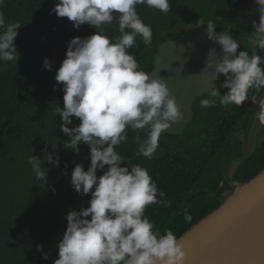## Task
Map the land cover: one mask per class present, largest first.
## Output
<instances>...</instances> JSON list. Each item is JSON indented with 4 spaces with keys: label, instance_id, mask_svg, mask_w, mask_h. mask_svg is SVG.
<instances>
[{
    "label": "trees",
    "instance_id": "trees-1",
    "mask_svg": "<svg viewBox=\"0 0 264 264\" xmlns=\"http://www.w3.org/2000/svg\"><path fill=\"white\" fill-rule=\"evenodd\" d=\"M56 2L4 0L0 6L6 25L18 22L21 26L14 41L19 53L16 64L0 60V264H53L58 259L57 245L67 228L66 215L88 207L91 199V194L81 196L71 186L75 165L82 164L85 171L90 166V149L83 143L78 146L79 153L63 147L69 138L58 127L61 118L55 106H59L63 85L57 84L55 75L66 58L68 42L75 37L87 38L99 30L86 24L76 30L67 18L50 14ZM221 2L222 8L188 13L185 0H170V12L166 14L144 4L136 5L140 19L152 29V43L146 46L137 36L138 46L128 49L129 54L135 57L141 70L149 73L157 46L166 39L177 38L186 23L202 16L206 22H213L216 30L231 26L241 51L251 55L249 38L254 31L253 22L259 23L255 0ZM118 29V20L114 19L111 25L103 26L102 34L116 42L121 35ZM256 54L264 57V50L257 47ZM45 58L54 62L51 71L43 66ZM225 92L227 89H222L221 95ZM209 97L210 94H205L196 101L194 120L182 135L160 137L174 142L160 145L153 159L136 155L140 141L129 134L126 142L116 146L126 164L147 168L158 191L165 193L164 199L170 206L153 204L145 211L153 230L161 235L171 230L179 238L231 193V189L220 187V183L231 163L241 156L243 142L240 139L232 145L227 142L239 124L247 125L255 105L246 101L240 107H225L217 97L215 107L202 108L201 100ZM60 107L63 108V103ZM78 124L79 120L73 118L69 127ZM46 154L54 159L58 156L59 167L44 163L48 183L42 186L27 161L31 155L43 159ZM263 169L264 137L252 145L235 178L246 182ZM102 174L97 171L98 178ZM198 184L208 196L199 200L203 204L196 214L187 215L191 217L187 219L185 214L192 204L184 209L186 199ZM37 245L42 246L49 259H42Z\"/></svg>",
    "mask_w": 264,
    "mask_h": 264
},
{
    "label": "clouds",
    "instance_id": "clouds-1",
    "mask_svg": "<svg viewBox=\"0 0 264 264\" xmlns=\"http://www.w3.org/2000/svg\"><path fill=\"white\" fill-rule=\"evenodd\" d=\"M4 0H0V6ZM144 4L161 13L170 12V0H58L51 13L67 18L79 30L88 25L96 31L87 37H75L68 42L65 59L55 75L62 84L63 108L56 107L61 118L60 130L69 138L63 145L79 153V145L90 149L87 171L76 164L71 174V186L81 196L91 194L89 206L80 211H69L67 228L60 239L58 259L53 264H186L187 255L171 230L161 235L145 216L148 206H170L165 193L158 191L147 168L125 162L115 149L127 141V130H143L146 138L139 143L136 155L153 159L160 147L161 134L183 119V114L171 96L166 83L151 79L141 70L128 49L136 45L140 36L146 46L152 43V29L139 17L136 5ZM259 23L249 43L253 52L237 50L238 40L226 33H217L215 24L206 25V37L220 46L222 59L214 67V81L224 77L220 88L213 87L210 97L200 102L202 108L216 105V98L225 107H240L246 101L256 106L254 120L264 126V57L256 48L264 50V0H255ZM118 14V15H114ZM118 20L120 37L111 42L103 35V26ZM21 28L18 22L5 24L0 11V60L17 62L19 53L14 45ZM129 29L130 31H126ZM216 48L208 50V57L216 55ZM43 61L45 70L52 64ZM207 68L213 64L206 63ZM55 90V87H54ZM73 118L79 120L75 127ZM139 140V137H137ZM55 149V148H54ZM47 153V149L44 150ZM36 180L45 186L47 169L44 163L59 167V157L46 154L43 159L31 155L27 161ZM126 165V166H122ZM105 166L107 170L104 171ZM103 174L98 178L97 171ZM67 175V173H64ZM161 199H157V197ZM90 218V219H89ZM191 219V217H186ZM36 250L42 259H49Z\"/></svg>",
    "mask_w": 264,
    "mask_h": 264
},
{
    "label": "water",
    "instance_id": "water-1",
    "mask_svg": "<svg viewBox=\"0 0 264 264\" xmlns=\"http://www.w3.org/2000/svg\"><path fill=\"white\" fill-rule=\"evenodd\" d=\"M206 24L202 16L189 21L177 38L161 42L153 55L150 78L166 83L183 114V119L161 137L182 135L193 122L196 101L224 79L222 75L213 79L222 53L219 45L207 39ZM216 32L232 36L230 27ZM213 47L216 55L208 57V50ZM239 51L240 48L237 54ZM209 61L212 68L206 67ZM255 111L256 106L253 114ZM253 114L242 154L227 173L232 193L178 238L187 255L186 264H264V169L246 182L235 178L252 147L258 125Z\"/></svg>",
    "mask_w": 264,
    "mask_h": 264
},
{
    "label": "rangeland",
    "instance_id": "rangeland-1",
    "mask_svg": "<svg viewBox=\"0 0 264 264\" xmlns=\"http://www.w3.org/2000/svg\"><path fill=\"white\" fill-rule=\"evenodd\" d=\"M185 1H186L185 7L187 8L186 10L188 13L195 12V11L205 12V10H212L214 8H222L221 6L223 4L221 2V0H185ZM223 81L224 80H222L217 85L218 86L217 89L218 90L220 89V91L223 89V88H220V85L223 83ZM60 92L61 93L58 96L59 97V101H58L59 107L63 103V95H64L63 91H60ZM53 118H55V117L53 116ZM55 120H56V118H55ZM59 121L60 122L58 124L59 125L58 127L60 128L61 120H59ZM244 131H245V127H244L243 123L239 124V126L233 132L232 138H230L229 142H227V145H232L236 139H242ZM62 134H64V133L62 132ZM127 134L133 136L136 139H137V137H139L140 142L146 138V133L143 130L133 131L131 129H128ZM260 140H261V138L257 142H259ZM173 142L174 141L172 139L162 138V139H160L159 144L160 145H167V144H171ZM227 182H228V179L223 180V182L221 183V186H225L226 184H228ZM193 191L195 194H197V196L191 198L188 202V205L185 206L184 209H188L190 207V205L192 204L191 208L188 210L187 214H185V217L187 215L189 216V215L196 214L200 205L203 204V200L199 201V200H201V199H199V196L204 195L206 193V190L202 188L201 184H198ZM231 193H232V189H231Z\"/></svg>",
    "mask_w": 264,
    "mask_h": 264
},
{
    "label": "flooded vegetation",
    "instance_id": "flooded-vegetation-1",
    "mask_svg": "<svg viewBox=\"0 0 264 264\" xmlns=\"http://www.w3.org/2000/svg\"><path fill=\"white\" fill-rule=\"evenodd\" d=\"M208 23V22H207ZM227 27H230V29H231V26H227ZM226 27V28H227ZM231 34H232V36H234L235 37V39L237 40V36L236 35H233V33H232V29H231ZM239 42V41H238ZM240 44V43H239ZM241 46V45H240ZM240 51H241V47H240ZM224 80V79H223ZM222 81V80H221ZM220 81V82H221ZM220 82H218L217 84H216V87L215 88H218V84L220 83ZM220 91V90H219ZM220 93H221V91H220ZM207 94H210V92L209 93H207ZM196 104V103H195ZM195 106V105H194ZM194 108V107H193ZM194 110V109H193ZM254 110V109H253ZM253 110H252V112H251V115H250V117L248 118V122H247V125L243 122V125H244V127H245V131H244V133H243V138L242 139H240V140H242V142H243V146H242V150L241 151H243V148H244V142H245V139H246V135H247V130H248V127H249V123H250V120H251V118H252V114H253ZM194 116H195V113H194ZM193 120H194V118H193ZM263 137H264V126H260L259 124L257 125V128H256V131H255V134H254V137H253V142H252V145H254L255 144V142H257L260 138H261V140L263 139ZM260 140V141H261ZM233 163V162H232ZM231 163V164H232ZM231 166V165H230ZM230 168V167H229ZM229 171V170H228ZM236 176V175H235ZM227 179V176L223 179V180H226ZM223 180L221 181V183L223 182ZM237 180H239V179H237ZM221 183H220V187H226V188H229V189H231L230 187H229V184H226L225 186H221ZM195 196H197V194H195L194 193V191H192L191 193H190V195L187 197V199H186V204H185V206L186 205H188V202H189V200L191 199V198H193V197H195ZM208 196V194H207V192L204 194V195H202V196H199V199H204V198H206Z\"/></svg>",
    "mask_w": 264,
    "mask_h": 264
}]
</instances>
